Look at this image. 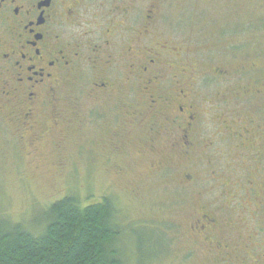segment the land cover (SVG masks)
<instances>
[{"label":"flooded vegetation","instance_id":"af4514ba","mask_svg":"<svg viewBox=\"0 0 264 264\" xmlns=\"http://www.w3.org/2000/svg\"><path fill=\"white\" fill-rule=\"evenodd\" d=\"M164 2L0 0V128L6 121L16 124L19 141L35 150L41 139L72 122L75 112L70 115L62 103L65 88L76 83L73 98L93 102L88 114L98 127L110 117L105 138L118 144L130 131L118 136V106L100 104L122 97V104L130 109L131 131L143 128L149 154L157 141H165L172 153L190 159L196 169L201 166L200 150L205 149L211 168V176L207 173L204 179L206 190L213 191V181L222 179V191L242 201L235 208L223 203L215 207L217 201L203 207L197 228L206 247L212 252H264V182L244 166L237 172L227 163L215 172L222 150L213 149V138L221 136L219 141L230 145L233 157L255 161L264 157V112L257 104L264 78L216 68L204 75L222 89L203 90L205 78L196 77L182 47L170 45L167 32L176 27L168 25L167 30L163 24ZM245 83L255 84L254 90ZM225 85L231 86L233 97L225 94ZM232 101L248 103L250 114L235 118L232 113L238 112L231 108ZM236 208L244 220L257 224L246 228L244 236L234 234L231 222L219 220L226 214L232 221ZM238 219L236 226L242 231L243 220ZM251 257V264H263L264 256Z\"/></svg>","mask_w":264,"mask_h":264},{"label":"rangeland","instance_id":"374dc122","mask_svg":"<svg viewBox=\"0 0 264 264\" xmlns=\"http://www.w3.org/2000/svg\"><path fill=\"white\" fill-rule=\"evenodd\" d=\"M162 21L167 30L168 25H175L176 30L167 32L170 45L182 47L196 77L205 78L203 90L222 89L219 83L206 81V75L216 68L264 78V0H165ZM244 86L254 90L255 84ZM230 88L225 85L224 92L233 97ZM73 90L76 83L65 88L62 103L70 115L75 112L72 122L41 139L35 150L19 141L21 132L16 124L6 121L0 128V221L4 226L21 223L23 228L36 229L39 225L33 222L42 221L49 205L66 196H76L82 206L108 197L121 214L114 246L127 264H243L246 260L251 264V255L256 259L264 256V252H212L198 236L197 222L203 207H210L211 201H217L215 207L223 203L235 208L242 203L239 197L230 198L232 192L222 191V179L213 181V191L206 190L205 175L211 176L209 155H204L208 151L200 150L201 166L196 169L190 159L172 153L164 140L157 141L149 154L143 128L131 131L130 109L118 96L112 103L98 102L103 108L118 106V136L130 131L124 142L114 143L111 137L105 138L111 128L110 117L103 119L102 128L98 127L88 114L93 102L76 100ZM257 101L264 112V88ZM231 108L238 112L232 113L235 118L251 112L248 103L232 101ZM220 138H213V149L222 150L215 161V172L227 163L237 172L244 166L256 171L264 182V162L259 166V160L252 157H233L235 152ZM185 175L193 180L185 179ZM239 212L238 208L232 212V221L226 214L219 220L231 222L229 228H236L234 234L244 236L257 224L244 220ZM238 217L243 220L242 231L236 226ZM262 260L264 264V257Z\"/></svg>","mask_w":264,"mask_h":264},{"label":"trees","instance_id":"16d2710c","mask_svg":"<svg viewBox=\"0 0 264 264\" xmlns=\"http://www.w3.org/2000/svg\"><path fill=\"white\" fill-rule=\"evenodd\" d=\"M91 204L82 206L76 196L55 201L33 222L39 231L0 221V264H127L114 246L120 211L108 197Z\"/></svg>","mask_w":264,"mask_h":264}]
</instances>
